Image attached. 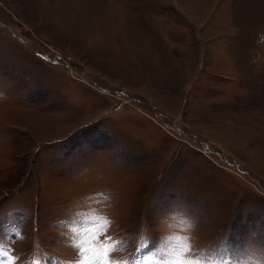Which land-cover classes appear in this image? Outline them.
<instances>
[{
	"label": "rangeland",
	"instance_id": "1",
	"mask_svg": "<svg viewBox=\"0 0 264 264\" xmlns=\"http://www.w3.org/2000/svg\"><path fill=\"white\" fill-rule=\"evenodd\" d=\"M0 264H264V0H0Z\"/></svg>",
	"mask_w": 264,
	"mask_h": 264
}]
</instances>
